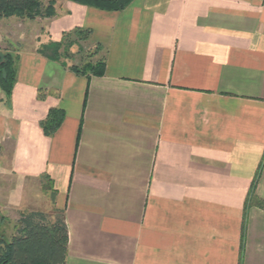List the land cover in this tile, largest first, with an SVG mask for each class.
Returning a JSON list of instances; mask_svg holds the SVG:
<instances>
[{
  "label": "crops",
  "instance_id": "crops-1",
  "mask_svg": "<svg viewBox=\"0 0 264 264\" xmlns=\"http://www.w3.org/2000/svg\"><path fill=\"white\" fill-rule=\"evenodd\" d=\"M54 9L0 17V54L18 56L8 99L0 88L7 203L50 177L65 264H264V209L250 205L243 228L264 155V0ZM75 28L90 30L102 76L55 55ZM52 108L64 117L47 136ZM254 194L264 200V163Z\"/></svg>",
  "mask_w": 264,
  "mask_h": 264
},
{
  "label": "trees",
  "instance_id": "trees-1",
  "mask_svg": "<svg viewBox=\"0 0 264 264\" xmlns=\"http://www.w3.org/2000/svg\"><path fill=\"white\" fill-rule=\"evenodd\" d=\"M74 3L93 6L104 10H122L132 0H67ZM56 0H48L47 6L43 7L41 0H0V17L17 16L20 18L34 19L36 17H51L55 14L54 5ZM90 30L75 28L65 32L61 41L52 42L57 58L69 59L68 48L77 41L67 39L71 36L77 40L88 41ZM98 49V45L96 46ZM95 52H93L94 54ZM93 54H91L93 56ZM18 56L11 53L0 54V88L8 99L16 79V62ZM69 69L77 75L102 76L105 71L104 59L85 62L84 64H71ZM64 112L59 108L48 111L47 117L40 122L43 133L51 136L61 125ZM264 155L257 172L251 183L247 199L244 205L243 228L246 225L247 210L254 204L264 209V200L257 198L254 188L260 175ZM40 182L49 191L51 200L54 202L56 191L47 174H42ZM68 231L65 224L63 211L55 209V214L48 216L40 211H28L20 215L18 227L9 239L0 237V264H65L67 256Z\"/></svg>",
  "mask_w": 264,
  "mask_h": 264
},
{
  "label": "rangeland",
  "instance_id": "rangeland-1",
  "mask_svg": "<svg viewBox=\"0 0 264 264\" xmlns=\"http://www.w3.org/2000/svg\"><path fill=\"white\" fill-rule=\"evenodd\" d=\"M42 6H47L48 0H41ZM11 17V16H10ZM20 18V17H19ZM41 18V17H36ZM30 19V20H35ZM71 40L77 41L78 44H74L68 48L69 59H76L79 64H84L90 61L92 58L93 51L95 50L87 41L84 39H78L71 36L67 39L68 43ZM7 53V52H3ZM13 56L16 54L14 52H9ZM13 179L7 177L3 180L0 179V186L10 189L9 186H13ZM0 237L9 239L14 233H16V228L18 227V219L20 215L28 211H40L46 213L48 216L55 214V207L53 206L51 196L49 191H45L41 182L33 181L30 186L27 187L25 191V200L19 205H12L7 203V191L5 189L0 190Z\"/></svg>",
  "mask_w": 264,
  "mask_h": 264
}]
</instances>
